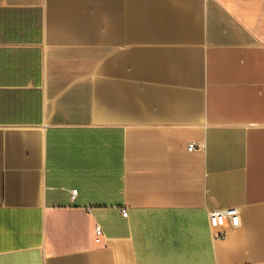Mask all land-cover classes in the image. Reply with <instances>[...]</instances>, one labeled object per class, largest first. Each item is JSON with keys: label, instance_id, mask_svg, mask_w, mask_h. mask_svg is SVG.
Wrapping results in <instances>:
<instances>
[{"label": "crops", "instance_id": "obj_1", "mask_svg": "<svg viewBox=\"0 0 264 264\" xmlns=\"http://www.w3.org/2000/svg\"><path fill=\"white\" fill-rule=\"evenodd\" d=\"M0 264H264V0H0Z\"/></svg>", "mask_w": 264, "mask_h": 264}, {"label": "built area", "instance_id": "obj_2", "mask_svg": "<svg viewBox=\"0 0 264 264\" xmlns=\"http://www.w3.org/2000/svg\"><path fill=\"white\" fill-rule=\"evenodd\" d=\"M195 149V145L190 143L187 145V150L191 151ZM72 195L76 194V190H73ZM122 216H126L125 211H121ZM226 220H228L230 226L235 228L239 225V213L236 208L214 209L208 213V222L212 229L221 228L224 226ZM95 235H100V228L95 227ZM218 238L225 237V233L219 231L216 235Z\"/></svg>", "mask_w": 264, "mask_h": 264}]
</instances>
